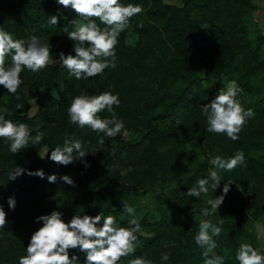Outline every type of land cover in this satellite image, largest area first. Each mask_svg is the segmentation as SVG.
<instances>
[{
    "label": "trees",
    "instance_id": "obj_1",
    "mask_svg": "<svg viewBox=\"0 0 264 264\" xmlns=\"http://www.w3.org/2000/svg\"><path fill=\"white\" fill-rule=\"evenodd\" d=\"M121 3L140 4L144 12L133 17L130 27L120 34L116 68L105 69L101 75L87 80H77L58 63L38 73L25 69L21 78L26 87L58 89L57 96L45 91L32 114L27 112V92L21 88L16 94L0 92V112L7 109L11 113L6 118L27 123L33 138L37 131L44 133L41 143L33 145L30 140L28 147L18 154H12L4 140L0 142V200L14 196L15 210L30 207L25 218L13 227L16 250L0 254V264H18V258L26 255L32 233L42 226V222H35V217L53 210L62 211L65 222L76 212L91 216L102 212L115 216L122 226H129L132 217L122 211L123 204L135 189L146 184L159 186L153 196L155 213L136 218L141 224V231L136 234V252L122 258L120 264L141 255L153 264H204L203 249L195 243L199 224L201 220H211L219 225L221 218L216 213L203 216L201 209L193 206L200 198L184 193L196 187L199 179L208 178L211 158H229L237 150L244 152L246 163L234 171H221L222 181H231L249 192L255 205L263 203L264 74L258 75L257 70H264V58L255 63L250 59L244 61L242 56L237 58L248 39L255 4L252 0H180L179 5L163 0ZM72 12L76 17L67 14L54 0H0V28L12 33L14 39L25 41L31 34L60 33L64 53L74 54L73 41L65 32L74 30L70 21L78 17ZM51 15L59 17L55 26L50 24ZM96 22L100 24L99 20ZM130 37L134 44L126 45L125 40ZM10 61L8 57L7 62ZM243 63H248L245 68ZM239 65L241 68L237 69ZM232 80L242 89L237 99L255 113L235 142L226 134L207 132L206 116L201 110ZM80 89L89 95L113 89V94H119L121 103L117 110L128 118L125 125L137 127L139 133L126 148L133 151L134 162L143 175L121 173L118 164L98 163L89 170L87 179L76 182L75 188L63 182L49 183L48 175L62 176L68 167L51 161V151L63 146L65 139L84 143L91 130L71 124L68 114L43 130L53 113L50 106ZM157 89L159 93L151 96ZM17 104L23 107L16 109ZM99 115L108 116L106 110ZM191 139L202 147L205 160L182 177L186 168L182 148ZM41 145L45 151L40 156L36 151ZM16 166L33 172L42 169L45 177L25 172L16 180H9ZM222 219V232L214 238L218 245L215 251L225 257V264H239L236 252L241 244L243 219ZM161 253H169V260L163 261ZM70 254L79 257V264H85V252L74 249Z\"/></svg>",
    "mask_w": 264,
    "mask_h": 264
},
{
    "label": "clouds",
    "instance_id": "obj_2",
    "mask_svg": "<svg viewBox=\"0 0 264 264\" xmlns=\"http://www.w3.org/2000/svg\"><path fill=\"white\" fill-rule=\"evenodd\" d=\"M58 5L74 11L78 18L70 23L74 30L68 32V38L73 41V52L59 53V59H54L52 46L45 43L40 37L33 35L27 41L14 39L13 34L0 28V86L9 94H16L23 84L21 73L27 69L38 73L49 65L60 64L67 69L71 76L77 80L90 79L101 75L105 69L116 68V46L119 36L130 27L133 17L143 14L144 8L140 4L121 3V0H56ZM99 20L100 24L96 21ZM50 24H58L59 17L51 15ZM104 25L102 28L100 25ZM140 28L143 24L138 25ZM126 45L134 44L133 38L125 40ZM11 57L10 63L7 58ZM242 91L237 81H229L225 88L220 89L215 97L201 106L202 113L206 116V131L214 134H226L233 142L239 139V134L245 127L248 119L254 116L251 108H245L237 99ZM19 98V97H17ZM119 94L111 91L99 95H89L86 92L74 96L67 108L69 122L81 128L88 127L97 134L103 133L106 137L114 138L122 132L124 122L117 118L114 106H120ZM23 106L16 105V109ZM107 111L111 118H102L99 114ZM11 113L4 109L0 112V139L4 140L12 154L32 144H39L44 138V133L37 131L35 137L31 136V129L27 123L6 118ZM103 145V137L99 140ZM90 153L85 150L82 141L65 139L63 146H57L51 151L49 159L57 164L67 166L76 161L90 167L86 156ZM110 155L115 156V149ZM42 158V157H41ZM212 168L208 178L199 179L197 186L188 188L184 193L188 197L200 198L201 194L207 195L209 190L216 191L222 181L221 171H234L246 163L242 150L229 157L215 156L210 159ZM27 172L29 176L45 177L42 169L29 171L21 166H16L9 174V180H16ZM49 183L63 182L75 188L77 185L70 175H48ZM232 182L223 185L222 194L206 201L210 208L201 210L203 216L216 213L225 201L231 190ZM17 201L14 196L7 199L8 208H16ZM123 212L131 216L129 226H122L113 215L105 216L102 212L95 216L76 212L70 221L65 222L64 213L53 210L50 214L35 217L36 223L42 226L35 230L26 247V255L18 258V264H79V257L70 254V250L79 249L86 253L85 264H120L122 258L129 257L136 252V235L141 231V224L135 217V208L123 204ZM8 213L4 204L0 203V229L7 227ZM223 219L220 224L211 220H201L199 231L195 236V243L203 249L204 264H225V257L216 253L217 242L215 237L222 232ZM169 253H161V259L168 261ZM239 264H264V251L251 244L241 243L236 252ZM127 264H153L143 255L128 260Z\"/></svg>",
    "mask_w": 264,
    "mask_h": 264
},
{
    "label": "rangeland",
    "instance_id": "obj_3",
    "mask_svg": "<svg viewBox=\"0 0 264 264\" xmlns=\"http://www.w3.org/2000/svg\"><path fill=\"white\" fill-rule=\"evenodd\" d=\"M54 1L58 5L56 0ZM163 1L175 5L180 4V0ZM252 2L255 4V7L251 13L252 24L249 27L248 39L246 43H244L242 51L237 54V58L242 56L244 57V61H246V59H250L255 63L257 62L256 59L260 60L264 58V0H252ZM58 6L63 8V10H65L67 14L76 17L75 14L69 9H66L60 5ZM31 36H33V34H31ZM38 37H40L43 42L49 43L52 46L54 59L58 60L59 53L61 51L64 52L61 34H44ZM246 64L248 63H243L241 66L245 68ZM241 66L239 65L237 69L241 68ZM257 74H264V70H257ZM20 88L28 94L29 105L27 112L29 114H32L37 109L38 98L42 97L45 91L55 96L58 95V89H54L53 87L49 86L29 88L22 84ZM83 90L80 89V91H73V93L68 94L62 102L54 103L50 106L53 113L51 114V119L45 121V125L43 127L44 131L48 130L52 125H54L57 118H61L68 114L67 108L70 106L72 98L81 94ZM159 91L160 89L154 90L151 96L158 94ZM0 92L5 93L7 92V90L4 89L3 86H0ZM112 92H114V89ZM114 112L117 118L122 120L123 122L128 119L123 113L119 112L115 106ZM107 114V118H111L112 114L108 112ZM136 128L137 127H133L132 125H129L128 127L125 125L122 132L114 138H109L106 137L103 133L97 134L96 132L90 130L88 137L83 143L86 151L95 152L94 154L90 153L86 156V160L88 164H90V167L85 168L82 162L76 161L75 163L68 165L65 170V174L70 175L74 179L75 183L80 182L87 179V173L89 172V170L93 169L95 165H97L98 163H104L110 165L118 164L120 166L121 173L128 171L131 174L135 173L136 175H143V173L137 168V165L134 162L133 151L127 150L126 148L127 144L133 142L138 138L139 133H137ZM101 137H103L105 140V143L103 145L99 143ZM0 142H2V139H0ZM169 145L174 146L173 143H169ZM113 149H115V156L109 154ZM44 151L45 146L41 145L36 152L41 156L44 154ZM182 151L185 154L184 159L186 168L182 171L181 176L185 177L191 171L195 170L198 167L199 162L205 160V155L203 153L202 147L194 139L185 141ZM224 183H226V181H221V184L216 191L210 189L207 195L202 194L199 199L200 201L195 200L193 206H198L197 208L201 210L206 207L210 208V206L207 205L206 201L208 199H214L216 196L221 195ZM158 189V185L146 184L135 189V191L132 192V195L125 202V204H128L135 208L136 218L144 213H155L153 196L155 190ZM0 203L4 204L5 211L8 213V225L7 227L0 229V254H4L6 252H12L16 250V244L13 237V227L25 218L30 207L22 208L19 211H12L8 208L7 201L0 200ZM259 203H261V201H259ZM258 205L252 203V197L249 192L241 189L237 185H231V190L227 194L224 203L216 212V214L220 218H230L233 220L243 219V233L240 236L241 243H248L259 250H263L264 200L263 203L260 204V206Z\"/></svg>",
    "mask_w": 264,
    "mask_h": 264
}]
</instances>
